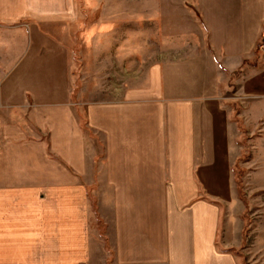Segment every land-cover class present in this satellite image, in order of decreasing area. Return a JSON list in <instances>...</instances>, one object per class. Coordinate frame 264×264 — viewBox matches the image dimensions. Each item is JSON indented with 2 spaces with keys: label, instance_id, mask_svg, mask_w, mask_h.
Returning a JSON list of instances; mask_svg holds the SVG:
<instances>
[{
  "label": "crops",
  "instance_id": "0c3cea01",
  "mask_svg": "<svg viewBox=\"0 0 264 264\" xmlns=\"http://www.w3.org/2000/svg\"><path fill=\"white\" fill-rule=\"evenodd\" d=\"M255 1L239 24H209L203 71L158 62L119 100L85 101L78 1L0 0V79L14 78L0 89V264H263L264 214L248 206L264 198L248 204L235 170L252 157L243 180L263 193L264 149L245 151L239 130L264 126Z\"/></svg>",
  "mask_w": 264,
  "mask_h": 264
},
{
  "label": "rangeland",
  "instance_id": "374dc122",
  "mask_svg": "<svg viewBox=\"0 0 264 264\" xmlns=\"http://www.w3.org/2000/svg\"><path fill=\"white\" fill-rule=\"evenodd\" d=\"M76 1H78V20L75 19L74 29L70 31L71 35L76 34L73 37V49L76 52V72L74 71L73 74L76 86L79 87L82 84L83 89L79 94H81L80 99L85 101L106 100L109 91L119 100V96H122L121 83L125 79H130L133 87L139 86L142 82L146 84V73L155 68L158 62L164 63V67L170 66L171 68L173 60L181 59L188 63L182 66V69H187L190 65L193 72L192 68L195 65V68L203 71L206 61L202 49L205 44L212 41L209 24L218 25V27L223 23L237 25L241 21L240 16L245 8L251 7L249 10L257 9L258 12L260 9V4L255 0ZM258 50L261 54L260 59L263 61L264 42L259 43ZM80 52L83 53L82 60L85 71L83 78H81L80 72L83 63L80 61ZM189 54H191L190 57L192 56L190 64L188 62ZM57 62L58 70L62 69V62L59 60ZM38 63H36L37 74H46L43 69L44 62L38 61ZM261 66L264 67V61ZM40 75V82L45 81V76ZM141 76L143 79L140 81ZM260 76H264V71H261ZM13 80L14 78L0 79V89L4 90L6 85H9V88L14 86ZM246 80L249 82L248 79ZM20 82L17 79L16 85L20 86ZM51 82L52 85L55 84L53 88L61 89L62 78L60 74L56 78H52ZM248 82L246 85L249 84ZM248 101L250 100H245L246 104ZM253 129L256 130L253 132ZM239 130H243L244 135L242 137L244 140L250 136L249 141H246L245 151L257 152L259 149H264V143L258 140V138L264 139V126L252 128L246 125L241 126ZM242 155L241 162L235 166L240 188L238 192L249 204V199L258 198V196L264 198L262 195L264 191H259L263 193L258 195L257 191L248 189L246 181L243 180L246 178L241 164L251 163L253 159L248 157V154ZM255 193L256 195H254ZM253 207L259 209L255 214ZM253 207L248 206V213L251 217L259 219L258 216L264 214V204ZM102 224V222H98L99 227ZM261 262L264 264V260ZM244 264L260 263L256 257L248 254Z\"/></svg>",
  "mask_w": 264,
  "mask_h": 264
}]
</instances>
